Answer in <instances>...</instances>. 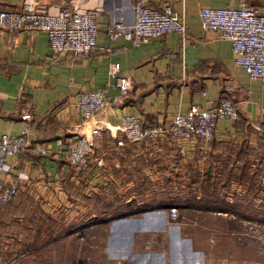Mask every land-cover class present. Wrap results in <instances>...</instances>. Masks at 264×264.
<instances>
[{
	"label": "crops",
	"instance_id": "crops-1",
	"mask_svg": "<svg viewBox=\"0 0 264 264\" xmlns=\"http://www.w3.org/2000/svg\"><path fill=\"white\" fill-rule=\"evenodd\" d=\"M147 1L169 3L184 18V34L168 32L137 45L123 36L110 38L117 28L129 29L136 0H0L6 10L28 3L37 12L72 6L99 12L97 47L82 59L71 52L52 53L43 30L0 31V135L30 130L27 149L7 157L2 175L17 192L0 206V264H158L150 258L163 257L164 251L133 230L146 229L141 214L162 210L160 203L143 207L146 198L182 193L176 182L194 180L189 184L196 201L215 196L216 190L229 202L237 198L244 215L198 202L195 212L236 218L233 228L245 222L264 226V208L258 207L256 220L246 205L249 182H259L257 196L264 200V137L256 128L264 122V85L234 64L230 42L204 31L198 16L202 6H235L241 0ZM244 1L264 12V0ZM111 61L119 63L132 87L122 100L83 119L76 95L105 86ZM227 82L235 87L226 90ZM108 92L116 94L112 83ZM223 97L234 102L238 119L219 118L207 142L161 136L116 143L124 137L118 125L125 113L147 126L165 123L192 104L211 107ZM27 113L30 118L23 119ZM94 127L100 134L90 158L76 168L56 138L65 143L72 132L88 134ZM36 146H45L47 153L35 154Z\"/></svg>",
	"mask_w": 264,
	"mask_h": 264
},
{
	"label": "built area",
	"instance_id": "built-area-1",
	"mask_svg": "<svg viewBox=\"0 0 264 264\" xmlns=\"http://www.w3.org/2000/svg\"><path fill=\"white\" fill-rule=\"evenodd\" d=\"M98 16L97 9L81 10L78 6L62 8L55 12H37L26 3L20 10L0 9V31L3 28L43 30L52 53L71 52L74 58L82 59L97 47ZM198 16L204 31H212L230 42L234 64L241 67L249 78L259 80L264 85V12L241 0L235 6H202L198 10ZM185 31L183 16L169 3L152 6L147 0H136L133 4V22L129 29L117 28L111 31L109 36L112 39L123 36L129 44L137 45L168 32L184 34ZM108 74L109 80L105 86L77 93L76 108L83 119L92 118L110 101L116 103L122 100L131 89V79L128 75L120 73L118 62L109 63ZM111 83L116 89L114 96L108 92ZM234 87L230 82L224 84L226 90ZM238 116L234 102L227 97L207 108L192 104L186 112L176 114L165 123L147 126H142L137 116L125 113L120 117L118 125L124 137L118 138L116 143L122 146L124 140L133 143L161 136H168L177 142H207L212 139L219 118L235 121ZM22 118L27 120L30 115L24 114ZM256 128L264 137V122L259 123ZM29 133L30 130L26 126L18 134L0 135V206L9 202L17 192L15 183L2 178L7 170V157L20 155L27 149ZM99 134V128L94 127L88 134L72 132L65 143H62L61 137L56 138V142L62 146L61 150L69 164L80 168L88 162L92 141ZM32 151L45 155L47 148L36 146ZM261 182L264 184V176ZM169 211L171 216H176L175 207H170Z\"/></svg>",
	"mask_w": 264,
	"mask_h": 264
},
{
	"label": "rangeland",
	"instance_id": "rangeland-1",
	"mask_svg": "<svg viewBox=\"0 0 264 264\" xmlns=\"http://www.w3.org/2000/svg\"><path fill=\"white\" fill-rule=\"evenodd\" d=\"M178 183L179 188L183 189L182 193L170 197L154 195L156 202L161 203L162 210L141 214L143 216L140 222L146 225H140L146 226V229L133 230L134 233L144 236L145 240H153L151 244L154 249L164 251L163 257L154 255L150 260L158 264H264V226L245 222L241 228H233L236 218L229 219L228 222L226 217L220 218L209 212H195V204H172L173 198L195 197L193 185L189 184L194 182H176ZM258 183L249 182L248 186V183L241 182L251 188L249 199L252 204L264 208V200L261 198V202H258ZM144 203L142 206L149 208L147 201ZM170 207L177 209L176 216L170 215ZM152 221L154 224H151ZM202 221L204 227L200 225ZM78 236L81 237V232ZM93 253L94 250L89 255L92 263L95 260L92 258Z\"/></svg>",
	"mask_w": 264,
	"mask_h": 264
},
{
	"label": "trees",
	"instance_id": "trees-1",
	"mask_svg": "<svg viewBox=\"0 0 264 264\" xmlns=\"http://www.w3.org/2000/svg\"><path fill=\"white\" fill-rule=\"evenodd\" d=\"M158 138H160V137H157L156 139H158ZM156 139H142L140 142H142V141H149V142L152 141L153 142ZM175 142H177V141H175ZM191 182H194V180H191ZM225 196L226 195L224 193H223L222 196H219L218 195V192H216L215 196L214 195H210L209 197H205V198L203 197V198L199 199L198 201H196V198L195 197H192V198H190V197H184V198H179V199L178 198H173L172 201H171V203L172 204L180 203V205L185 206V205H194V204H196V202H198V203L201 204V206L203 205V206L207 207L208 209H211V208H215V209L220 208V209H224V210H228V211H233V212L236 211L238 213V215L243 216L244 213L241 211V209L239 207L241 204L238 205L239 202H238L237 198H233V200L231 202H229L228 200H226ZM148 199L146 200L148 206L149 205L151 206L153 203H158L155 200L156 197H150ZM244 200L246 201L247 198H245ZM249 203L250 204L246 203V205H249V207H250L249 210L251 212V214H250L251 217H253L254 219L258 220V215L256 214V210L258 209L259 206L261 208H262V206L261 205H253L252 202H249ZM253 206H255L256 208L253 207ZM263 212H264V210H263ZM260 219L262 221H264V217H261Z\"/></svg>",
	"mask_w": 264,
	"mask_h": 264
}]
</instances>
